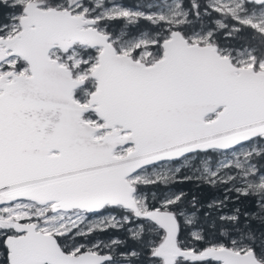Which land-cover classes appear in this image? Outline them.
Masks as SVG:
<instances>
[{"label": "snow or ice", "instance_id": "obj_1", "mask_svg": "<svg viewBox=\"0 0 264 264\" xmlns=\"http://www.w3.org/2000/svg\"><path fill=\"white\" fill-rule=\"evenodd\" d=\"M0 264H264V0H0Z\"/></svg>", "mask_w": 264, "mask_h": 264}]
</instances>
